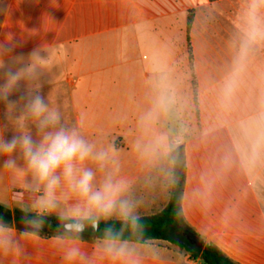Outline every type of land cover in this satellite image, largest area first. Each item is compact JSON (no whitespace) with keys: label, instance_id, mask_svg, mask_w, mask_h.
<instances>
[{"label":"crops","instance_id":"crops-1","mask_svg":"<svg viewBox=\"0 0 264 264\" xmlns=\"http://www.w3.org/2000/svg\"><path fill=\"white\" fill-rule=\"evenodd\" d=\"M190 12L193 22L188 44ZM112 34L136 39L144 35L158 50L170 47V59L176 62L171 66L183 72L180 76L190 85L187 137L182 140L180 134L174 135L175 146H181L180 213L186 226L205 246L217 248L235 264H264V2L0 0V43L10 40L15 45L13 56L27 59L39 50L42 58L48 57L40 77V95L46 102L49 96L67 124H79L83 131L94 121L109 131L116 121L115 130L110 131L115 154L108 174L99 178L112 176L122 182L139 218L155 216L168 206L175 181V171L160 167L158 158L151 161L152 156L143 149L145 140H150V120L157 114L150 101L153 96L160 99V94L135 92L143 104L137 109L107 106L106 102L87 107L91 95L85 90L87 49L98 50V38ZM161 56L166 62L165 51ZM149 79L145 75V85ZM3 83L0 78V85ZM25 94V82L21 81L9 100H20ZM118 114L127 115L131 124L126 117L117 119ZM133 115L142 116V122L136 117L139 123L134 124ZM125 121L128 126L123 127ZM7 124L5 105L0 102V127ZM32 131L35 137L34 127ZM13 134L8 125L5 140ZM159 139L167 144V134L159 135ZM116 141H120L118 148ZM4 159L0 157V169ZM22 181L21 175L0 170V205L13 213L22 211L13 199L15 186ZM25 203L30 204L27 199ZM50 216L58 219L55 214ZM14 228L17 234L23 231ZM48 238L39 234V238L23 242L25 252L21 256L0 253V264H62L60 251ZM81 239L83 249L93 256V264L201 261L165 241L117 242L125 253L110 261L103 251L104 241Z\"/></svg>","mask_w":264,"mask_h":264},{"label":"clouds","instance_id":"clouds-1","mask_svg":"<svg viewBox=\"0 0 264 264\" xmlns=\"http://www.w3.org/2000/svg\"><path fill=\"white\" fill-rule=\"evenodd\" d=\"M14 47L10 40L0 43V78L4 80L0 85V102L5 105L8 121L0 127V157L5 158L0 170L23 177L15 186L13 199L32 218L19 234L0 221V253L23 255V242L39 238L44 218L55 214L59 225L48 239L60 251L62 264H93V256L82 247L81 236L88 229L100 233L102 223L103 251L108 260H116L125 249L117 244L121 230L112 221H118L122 227H141L135 206L126 198L122 182L112 176L98 180L89 167L90 162L102 165L107 154L96 151L79 124H67L49 96L46 102L40 95V77L46 71L48 57L42 58L39 50L27 59L13 56ZM21 81L25 82V96L9 100ZM8 125L14 134L5 140L3 133ZM26 199L30 204L26 205Z\"/></svg>","mask_w":264,"mask_h":264},{"label":"rangeland","instance_id":"rangeland-1","mask_svg":"<svg viewBox=\"0 0 264 264\" xmlns=\"http://www.w3.org/2000/svg\"><path fill=\"white\" fill-rule=\"evenodd\" d=\"M179 20V18L176 20L177 23H179ZM129 36L126 34H119L118 36L115 34L111 36L104 35L98 38V45H101L98 50L87 49L85 90L87 94H91L87 99V107L92 109L99 106L101 102H106L107 106L137 109L143 104L141 98L135 97V92H150L152 96L153 94H156V96L160 94V99L153 96L150 101L157 114L155 120H150V140H145L143 149L148 150V153L152 156L151 158H153L151 161L158 158L157 161L160 167L164 166L171 173L175 171L174 177L180 178L183 164L181 146H175L174 135L180 134L179 139L182 140L187 137L186 130L189 127L185 122L191 120L189 108L191 106L190 96L192 91L190 85L183 79L184 73L181 72L180 74L176 67L171 66L172 63L176 62L170 59L173 54L170 47L167 46L164 50L166 62H163L161 55L164 54V51L161 48L158 50L155 46H152L147 36L137 35V39L131 35ZM177 39L179 38L176 37ZM144 56H146L145 59ZM145 75L150 76L149 83H146V85L143 81ZM153 77L155 82L152 79ZM154 83L155 85H153ZM181 112L182 115H180ZM116 117L117 119L126 117L128 124H131L127 115L118 114ZM136 117L140 120L139 122H142V116L133 115L134 124L139 123L136 122ZM115 122L113 121L112 128L109 131H105L103 130L104 125H95V122L91 121L82 131L85 138L95 145L96 151L107 154L102 165L89 163V167L96 172L98 180H100V176H104V173L108 174L109 163L115 154L110 135V131L115 130L117 126ZM125 125L128 126L126 121L123 127ZM122 132L133 134L132 130L129 132L123 130ZM165 134H167V144H165V140L164 142L160 139L158 141V136H164ZM132 143L134 144L135 140H132ZM119 145L120 141H116L115 147L118 148ZM137 151H141L140 145ZM26 214L32 216L30 213ZM175 238L179 242L185 240L178 234L175 235ZM169 246L172 245L169 244ZM173 247L179 249L178 246L173 245ZM199 264L205 263L200 261Z\"/></svg>","mask_w":264,"mask_h":264},{"label":"trees","instance_id":"trees-1","mask_svg":"<svg viewBox=\"0 0 264 264\" xmlns=\"http://www.w3.org/2000/svg\"><path fill=\"white\" fill-rule=\"evenodd\" d=\"M193 16L190 12L187 21V41L189 44V32L192 26ZM189 54L192 59L191 49L189 46ZM194 97L196 102V83L193 81ZM183 178L176 176L171 198L166 209L155 216H148L140 218L141 227L135 225L129 228L127 225L123 227L118 221H112L117 229L121 230V236L117 242L124 243H136L147 244L151 241H165L172 245L178 246L182 251L190 254L193 260L201 259L205 264H235L229 260L221 251L217 248L206 245L203 250L191 245L186 239L187 236H191L193 239H200L194 234L185 224L180 213V199L182 194ZM28 215L23 211H15L14 213L7 207L0 205V221L5 223L9 227H19L21 230L25 229L23 218ZM59 225V220L54 219L50 230L47 233L40 232L39 234L46 237L53 236ZM101 232H98L97 240H103L102 230L104 224H101ZM180 235L184 242L176 240L175 235ZM83 238V237H81Z\"/></svg>","mask_w":264,"mask_h":264},{"label":"water","instance_id":"water-1","mask_svg":"<svg viewBox=\"0 0 264 264\" xmlns=\"http://www.w3.org/2000/svg\"><path fill=\"white\" fill-rule=\"evenodd\" d=\"M31 218H32V216H27V217L23 218V223H24L25 226H26V221L31 219ZM44 220H45V224H44V227L41 229L40 232L47 233L50 230L51 226H52L53 220H52L51 217H45ZM97 236H98V232L94 233L90 229H88L82 234L81 237L89 238V239H92V240H97V238H96ZM188 241H189V243L191 245L195 246L198 249L203 250L205 248V244L203 242L197 240V239H193V238L190 237V238H188Z\"/></svg>","mask_w":264,"mask_h":264},{"label":"flooded vegetation","instance_id":"flooded-vegetation-1","mask_svg":"<svg viewBox=\"0 0 264 264\" xmlns=\"http://www.w3.org/2000/svg\"><path fill=\"white\" fill-rule=\"evenodd\" d=\"M191 236H187L186 239L188 240V238H190Z\"/></svg>","mask_w":264,"mask_h":264}]
</instances>
